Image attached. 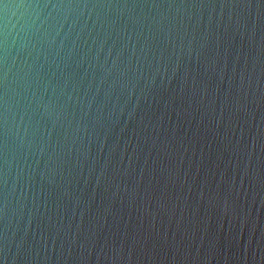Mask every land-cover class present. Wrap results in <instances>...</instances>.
Masks as SVG:
<instances>
[{"label": "water", "instance_id": "95a60500", "mask_svg": "<svg viewBox=\"0 0 264 264\" xmlns=\"http://www.w3.org/2000/svg\"><path fill=\"white\" fill-rule=\"evenodd\" d=\"M0 264H264V0H0Z\"/></svg>", "mask_w": 264, "mask_h": 264}]
</instances>
